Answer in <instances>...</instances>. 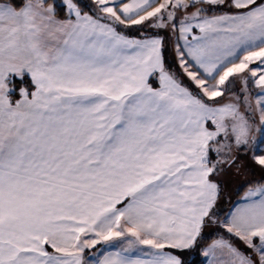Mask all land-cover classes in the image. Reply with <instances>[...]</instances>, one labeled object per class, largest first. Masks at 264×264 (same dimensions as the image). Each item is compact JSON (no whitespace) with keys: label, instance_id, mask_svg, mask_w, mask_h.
I'll return each instance as SVG.
<instances>
[{"label":"snow or ice","instance_id":"obj_1","mask_svg":"<svg viewBox=\"0 0 264 264\" xmlns=\"http://www.w3.org/2000/svg\"><path fill=\"white\" fill-rule=\"evenodd\" d=\"M0 264H264V0H0Z\"/></svg>","mask_w":264,"mask_h":264}]
</instances>
